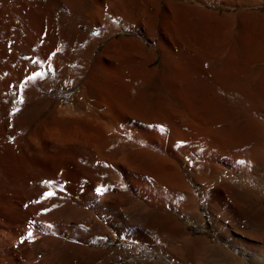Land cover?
Returning a JSON list of instances; mask_svg holds the SVG:
<instances>
[{
    "label": "bare ground",
    "instance_id": "1",
    "mask_svg": "<svg viewBox=\"0 0 264 264\" xmlns=\"http://www.w3.org/2000/svg\"><path fill=\"white\" fill-rule=\"evenodd\" d=\"M263 7L0 0V264L139 254L96 247L117 237L216 248L170 209L203 223L206 204L220 230L227 214L264 221L262 204L235 195L264 194ZM231 236L237 255L264 262V246Z\"/></svg>",
    "mask_w": 264,
    "mask_h": 264
},
{
    "label": "rangeland",
    "instance_id": "2",
    "mask_svg": "<svg viewBox=\"0 0 264 264\" xmlns=\"http://www.w3.org/2000/svg\"><path fill=\"white\" fill-rule=\"evenodd\" d=\"M209 8H213L212 5H209ZM219 9L221 11H229V12L234 11L233 8H228V7L225 8V6H222ZM263 11H264V7H263ZM120 35H133V32L132 31H130V32L126 31V32L121 33ZM152 43H153L152 41H149L150 45ZM102 46H103V44H101V47ZM255 174H256V172H255ZM263 177H264V173H263ZM233 179L236 181L235 182L233 180L234 183H237L236 185L246 183V181H247V180L246 181L245 180L244 181L243 180L238 181L237 180L238 178L237 179L233 178ZM248 181L251 183L250 180H248ZM191 183H192V187L194 186L193 187L194 190L197 191V187L195 185V182L191 180ZM252 183H253V185L256 184L255 186H257V187L259 186L258 182L254 183V181H253ZM236 190L237 191L235 192V195H236V197L238 196V198H240L241 200L248 201L250 198V201L252 203L253 202L255 203V201H256V202H259L260 204H262L264 206V199H263L264 194H261L260 197L259 196L257 197V194L255 196L254 194H251V193L249 194L248 192L246 193L242 190L239 192L237 188H236ZM249 196H251V197H249ZM254 203H253V208H254ZM250 208H252V207H250ZM170 211L172 213H175L176 216L181 221H183L186 225H188L189 230L193 233V235H198V236H202V237L204 236L208 240H211V244H213V246L215 245L216 248L209 250V248L206 249L203 245L201 248L195 247L194 245H190L191 243H187L186 241L185 242H175L174 238L172 240L171 237L166 236V238H168L166 240V243L169 246L165 245L166 243L163 244L166 251L165 250L160 251L159 249H155L153 247H150V246L143 244L141 242H138V241H131L129 239L117 237L115 240L114 239L112 240L111 238L107 239V241L105 243L98 244V245H96V247L99 249L100 248H104V249H111V248L122 249L123 248L125 250L133 248L136 251L138 250L139 254L134 253L132 255V258H130V259L129 258H124L121 260H116V259L114 260L113 259V260H111V262L108 263V261H106L105 263L106 264L107 263L108 264H129V262H131V260H134L133 262L135 264H143L142 259H145V261L146 260L149 261L150 264H153V262H155V264H158V262H159V264L161 262H162L161 264H222V262H223V264H224L225 259H223V258H225V253L227 251L232 252L235 256L237 255V253H235V250H234L235 249L234 245L232 243H231V245H230V243L227 244V240H229V236H231V235L236 236L238 239L252 240L253 242L258 243L259 245L264 246L263 245V243H264V237H263L264 236V221H259V222H261V224H260V226H258L259 224H257V223H259V222H254V220L252 221L250 219V218L254 219L253 215H251L254 213V210H249V212L246 214L249 218L248 221L244 220V219L236 218L233 215H232L233 216L232 217L230 214H227V217L229 218V216H230L231 218H229V219L227 218V220L223 222L226 225V227L224 229H221L222 231L218 227H216L215 223L211 220L210 210L206 204L205 205L203 204V206H202V212L204 214L203 223H199L197 221L191 222L190 220L185 218L183 215H181L179 212H176V210L170 209ZM233 220H235V222ZM225 229H226V231H225ZM225 232H227V233H225ZM253 233L254 234L256 233V234L254 235ZM251 237H253V238H251ZM170 240H171V242H169ZM184 243H186V244H184ZM166 247L168 249H170L172 252L170 250L167 251ZM212 250H214V252ZM176 252H177V254H176ZM179 253H180V255H179ZM237 256H238V259L241 261L240 262L241 264H244V263L245 264H254L252 262L249 263V261H246L244 258L240 257V255H237ZM138 259H139V261L140 260L141 261L138 262ZM157 260H158V262H156ZM244 261H246V262H244ZM149 263L147 262L146 264H149ZM262 264H264V262H262Z\"/></svg>",
    "mask_w": 264,
    "mask_h": 264
},
{
    "label": "snow or ice",
    "instance_id": "3",
    "mask_svg": "<svg viewBox=\"0 0 264 264\" xmlns=\"http://www.w3.org/2000/svg\"><path fill=\"white\" fill-rule=\"evenodd\" d=\"M34 78H35L34 76L33 77H29V79H34ZM158 127H160L161 131H164V128L162 126H158ZM241 163H245V162L242 161ZM97 191L101 192V194H102L104 190L103 189H98ZM51 195H52V193H47V194H45V198H47V197H49ZM33 223H35V222H33ZM48 227L50 228V227H52V225H48ZM31 237H32V232L29 231L28 238H31ZM23 242H24V240L22 239L21 243H23Z\"/></svg>",
    "mask_w": 264,
    "mask_h": 264
}]
</instances>
